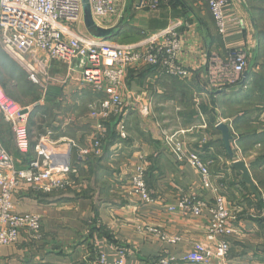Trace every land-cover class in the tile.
I'll return each instance as SVG.
<instances>
[{
  "label": "crops",
  "instance_id": "1",
  "mask_svg": "<svg viewBox=\"0 0 264 264\" xmlns=\"http://www.w3.org/2000/svg\"><path fill=\"white\" fill-rule=\"evenodd\" d=\"M138 1L116 0L115 14L96 19V24L104 28L121 24L108 38L120 44H139L150 33L175 26L183 42L181 61L190 72L177 77L149 65L129 67L120 90L124 105L107 121L102 155L83 157L81 149L92 143L96 120L90 114L107 93L82 84L78 73L67 84L53 81L43 93L0 47L9 58L0 56L13 79L12 90L25 94L39 90L32 104H20L30 108L28 128L34 143L29 151L16 148L2 111L0 143L18 169L58 153L69 154L73 168L52 176L67 179L64 188L45 190L41 186L51 181L46 180L40 187L23 183L15 189V211L39 215L41 236L22 231L17 242L0 245V264H98L100 254L113 262L121 249L128 252L125 264H158L161 255L190 264L183 257L195 242L213 251L218 238H209V211L194 215L169 209L185 194L209 204L215 199L213 190L203 187L198 170L173 155L172 136L209 162L213 182L222 189L234 216V233L227 236L230 251L225 259L213 254L210 264H264V0H232L225 9V36L219 33L206 0H159L155 9L145 4L151 0H142L140 6ZM237 49L247 53L245 71L234 85L213 88L210 57L225 63L231 50ZM50 63L53 78L66 76V62ZM20 71L30 81L26 87L17 83ZM0 86L7 93L1 81ZM60 100L68 103L67 113L58 108ZM123 123L127 138L120 136ZM219 123L229 127L233 156ZM235 160L245 162L258 194L243 181L242 171L233 167ZM140 165L146 169L152 203L132 191V176ZM149 227L178 240H162Z\"/></svg>",
  "mask_w": 264,
  "mask_h": 264
},
{
  "label": "built area",
  "instance_id": "2",
  "mask_svg": "<svg viewBox=\"0 0 264 264\" xmlns=\"http://www.w3.org/2000/svg\"><path fill=\"white\" fill-rule=\"evenodd\" d=\"M231 1L206 0L218 31L224 36L228 29L225 9ZM90 4L95 20L115 14L117 10L116 0H90ZM145 4L155 9L159 0H151ZM82 18L81 0H0V47L20 64L29 79L41 87L43 92H46L53 81L67 84L78 73L82 84L90 85L97 92L107 93L90 114L96 120V126L91 145L81 149L82 156L87 157L103 153V143L108 131L107 121L112 115L119 113L124 105L120 90L129 67L149 65L177 77H186L190 71L181 61L183 42L175 26L154 31L139 44H120L75 31L74 27ZM52 60L68 64L65 77L55 79L50 75ZM217 60L214 56L209 60L210 85L213 88L227 87L237 83L239 76L245 71L247 53L242 49L231 50L225 63ZM0 111L12 127L16 148L23 153L28 152L31 147L28 128L30 108L21 107L0 86ZM120 136L127 138L124 123L120 124ZM170 145L176 159L187 162L198 170L203 187L210 188L215 193L213 204L195 195L185 194L175 205L169 206L171 211L180 210L194 215L209 211V238H218L213 251L202 242H195L183 261L190 264H210L213 254L219 259H225L230 251L227 236L234 233L231 225L234 216L228 209L222 189L213 182L209 162L202 159L199 151L186 148L178 138L172 136ZM36 147L38 150L43 148L41 144ZM69 156L50 154L42 159L32 160L26 168L18 169L12 155L0 143V245L17 242L22 231L31 233L35 238L41 236V217L35 213L16 212L13 192L23 183L39 186L46 180L51 181L48 185L41 186L45 190L52 187L64 188L68 185V180L52 179V176L55 173L73 171ZM145 174L143 165L136 168L132 176V191L145 203H152L154 198L148 190ZM148 231L171 243L178 240L177 237L171 239L158 227H149ZM127 255L125 249L118 250L116 259L110 262L105 254H100L98 264H125ZM158 264L181 263L173 256L161 255Z\"/></svg>",
  "mask_w": 264,
  "mask_h": 264
},
{
  "label": "water",
  "instance_id": "3",
  "mask_svg": "<svg viewBox=\"0 0 264 264\" xmlns=\"http://www.w3.org/2000/svg\"><path fill=\"white\" fill-rule=\"evenodd\" d=\"M81 1H82V6H83V12H84V25H85L87 32L95 38H100L104 40L108 39L109 37L114 36L117 31V28L120 27L121 24L118 25L117 27L115 26L112 28H104V27L97 25L93 17L90 0H81ZM141 2L142 0H139L137 5L140 6ZM218 127L222 131L223 139L226 143V147L230 155L233 156L232 150L230 148V141L232 139V135L229 131L228 125L224 123H219ZM233 167L242 171L243 181L251 187L252 191L255 194H258L257 188L251 178L249 169L246 166L245 162L241 160H235L233 163Z\"/></svg>",
  "mask_w": 264,
  "mask_h": 264
},
{
  "label": "rangeland",
  "instance_id": "4",
  "mask_svg": "<svg viewBox=\"0 0 264 264\" xmlns=\"http://www.w3.org/2000/svg\"><path fill=\"white\" fill-rule=\"evenodd\" d=\"M94 17V16H93ZM95 20V19H94ZM84 12H83V18H82V21L79 22L75 27H80V31L81 32H85L87 33L88 35H90L86 28H85V25H84ZM0 56H2L4 59H9L7 56L3 55L2 52L0 51ZM13 59V58H12ZM16 61V60H15ZM17 62V61H16ZM18 63V62H17ZM19 64V63H18ZM20 66V65H19ZM8 68L5 66V63L2 62L0 60V81L1 83L4 85V87L6 88L7 90V93L8 96L13 99L16 103L18 102V104H32L35 100L36 97H38L37 93H39V90H38V87H36V92L37 93H34V92H30V93H22L20 91V89H17V91H13L12 88H13V85L12 83H10V81H13V79L11 78L10 74H9V71L7 70ZM20 69H23L21 66H20ZM24 72H26L24 69H23ZM21 73V77L20 78V81L21 82H17L20 84L21 87H26V85L30 82L29 80L25 79L24 77V74L20 71ZM211 73V72H210ZM209 78H211V74H209ZM9 89H11L12 94L11 95V92L9 91ZM35 89V88H34ZM18 93V94H17ZM44 93V92H43ZM60 104V106H58V108H61L60 110L63 111V114L64 113H67V111L69 110L68 108V103L65 102V101H61L58 103ZM21 106V105H20ZM22 107V106H21ZM32 143H34L33 140H31Z\"/></svg>",
  "mask_w": 264,
  "mask_h": 264
},
{
  "label": "trees",
  "instance_id": "5",
  "mask_svg": "<svg viewBox=\"0 0 264 264\" xmlns=\"http://www.w3.org/2000/svg\"><path fill=\"white\" fill-rule=\"evenodd\" d=\"M150 67H152V66H150ZM154 68V67H153ZM29 84V83H28ZM28 84H27V86H28Z\"/></svg>",
  "mask_w": 264,
  "mask_h": 264
}]
</instances>
